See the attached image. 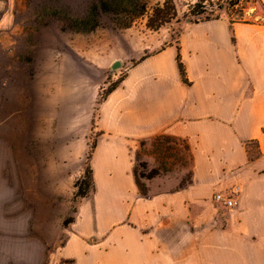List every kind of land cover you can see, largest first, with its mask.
<instances>
[{
	"label": "rangeland",
	"instance_id": "rangeland-1",
	"mask_svg": "<svg viewBox=\"0 0 264 264\" xmlns=\"http://www.w3.org/2000/svg\"><path fill=\"white\" fill-rule=\"evenodd\" d=\"M95 1L0 0L2 264H14L10 249L29 248L32 239L45 247L43 264H71L57 254L80 228L97 223L103 180L117 179L115 173L124 182L133 174L139 189L134 195L119 192L124 210L134 199L194 182L184 138L160 133L133 140L110 133L109 95L133 65L171 43L184 23L203 17L191 11L197 0H172L176 17L156 30L146 26L147 17L166 0H142L146 13L128 27L104 15L93 30H79ZM238 10L230 8L233 17ZM262 14L257 3H249L243 17ZM111 141L121 146L110 149ZM247 153L257 155L255 142L247 144ZM88 170L90 185L83 179ZM77 181L85 196L75 195ZM88 239L97 240L92 234Z\"/></svg>",
	"mask_w": 264,
	"mask_h": 264
},
{
	"label": "crops",
	"instance_id": "crops-1",
	"mask_svg": "<svg viewBox=\"0 0 264 264\" xmlns=\"http://www.w3.org/2000/svg\"><path fill=\"white\" fill-rule=\"evenodd\" d=\"M109 107L112 135L184 138L194 182L124 210L119 192H139L133 174L126 182L118 173V180L106 177L97 223L68 238L57 257L71 264H264V24H231L225 16L184 23L171 43L128 70ZM235 184L234 207L214 205L212 194ZM24 247L10 249L14 264H43L41 241Z\"/></svg>",
	"mask_w": 264,
	"mask_h": 264
},
{
	"label": "trees",
	"instance_id": "trees-1",
	"mask_svg": "<svg viewBox=\"0 0 264 264\" xmlns=\"http://www.w3.org/2000/svg\"><path fill=\"white\" fill-rule=\"evenodd\" d=\"M249 3H257L263 14L254 20L243 17V13ZM206 5L211 8L207 9ZM235 6L239 7V10L236 13L237 16L233 17L230 8ZM146 11V4L142 0H97L89 6L86 15L79 21L80 26L78 29L81 31L93 30L104 15L109 16L115 25L128 27L136 17L144 15ZM191 11L193 14L203 15L199 20L217 19L225 16L231 24L234 22H261L264 24V4L261 0H197L192 5ZM175 17L176 10L172 0H166L162 6L154 7L148 14L146 26L156 30L162 24ZM177 66L182 80L187 82L179 54L177 55ZM86 177L87 183L90 185L93 180L90 170H88V173H84L83 179H86ZM75 186L79 189L75 193L76 196L82 197L86 195L87 191L80 190L78 181Z\"/></svg>",
	"mask_w": 264,
	"mask_h": 264
},
{
	"label": "built area",
	"instance_id": "built-area-1",
	"mask_svg": "<svg viewBox=\"0 0 264 264\" xmlns=\"http://www.w3.org/2000/svg\"><path fill=\"white\" fill-rule=\"evenodd\" d=\"M239 196V187L235 186L230 191H215L212 194V200L225 210H230L234 207Z\"/></svg>",
	"mask_w": 264,
	"mask_h": 264
},
{
	"label": "water",
	"instance_id": "water-1",
	"mask_svg": "<svg viewBox=\"0 0 264 264\" xmlns=\"http://www.w3.org/2000/svg\"><path fill=\"white\" fill-rule=\"evenodd\" d=\"M118 64H119L118 61L113 62V64L111 65V68L112 69L116 68Z\"/></svg>",
	"mask_w": 264,
	"mask_h": 264
}]
</instances>
